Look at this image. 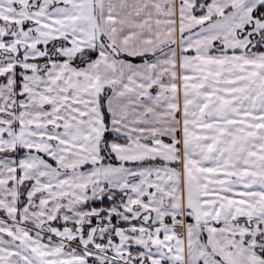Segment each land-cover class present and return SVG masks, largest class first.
<instances>
[{
    "label": "snow or ice",
    "instance_id": "snow-or-ice-1",
    "mask_svg": "<svg viewBox=\"0 0 264 264\" xmlns=\"http://www.w3.org/2000/svg\"><path fill=\"white\" fill-rule=\"evenodd\" d=\"M0 264H264V0H0Z\"/></svg>",
    "mask_w": 264,
    "mask_h": 264
}]
</instances>
